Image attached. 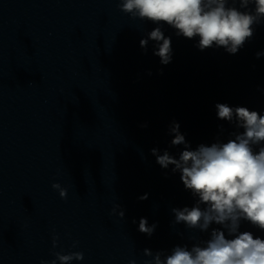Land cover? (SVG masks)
Masks as SVG:
<instances>
[{"label": "water", "instance_id": "95a60500", "mask_svg": "<svg viewBox=\"0 0 264 264\" xmlns=\"http://www.w3.org/2000/svg\"><path fill=\"white\" fill-rule=\"evenodd\" d=\"M118 3L0 0V264H40L59 251L84 253L72 264H144L145 248L167 254L190 236L207 239L173 224L171 210L195 201L151 149L178 158L174 121L193 150L226 142L236 129L217 118V103L264 114V24L234 55L200 51L198 38L165 25L173 54L162 65L153 42L146 53L139 43L156 25ZM117 203L123 219L110 215ZM141 217L157 225L151 237L138 231Z\"/></svg>", "mask_w": 264, "mask_h": 264}, {"label": "clouds", "instance_id": "9594fccd", "mask_svg": "<svg viewBox=\"0 0 264 264\" xmlns=\"http://www.w3.org/2000/svg\"><path fill=\"white\" fill-rule=\"evenodd\" d=\"M117 7L133 20L156 25L139 43L146 53L149 42H153V54L162 65L169 64L173 54L171 37L163 30L165 25L174 29L177 37L198 38L195 46L200 51L223 48L234 55L253 38L256 26L264 24V0H119ZM261 56L264 52L256 53L257 58ZM215 107L217 118L236 129L226 142L217 139L193 150L174 121L170 126V134H174L171 145H183L178 158L168 150L161 154L158 149H151L162 169L172 166L171 171L180 174L195 201L191 207L171 210L173 224H183L208 237L190 236L189 240L194 241L191 246L178 244L167 254L145 248L143 254L152 259L144 264H264V237L241 231L242 222H247L264 233V114L224 103ZM51 187L61 199H67V188L58 182ZM147 198V194L139 197ZM110 215L123 219L125 210L117 203ZM156 227L141 217L138 231L151 237ZM58 241V235H53V248ZM78 245L79 241H73V248ZM52 255L54 259L41 260L40 264H72L84 259L80 251ZM129 264L136 261L130 260Z\"/></svg>", "mask_w": 264, "mask_h": 264}]
</instances>
